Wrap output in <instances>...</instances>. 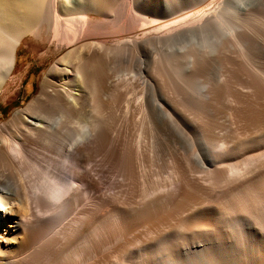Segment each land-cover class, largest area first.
Listing matches in <instances>:
<instances>
[{"label": "bare ground", "instance_id": "bare-ground-1", "mask_svg": "<svg viewBox=\"0 0 264 264\" xmlns=\"http://www.w3.org/2000/svg\"><path fill=\"white\" fill-rule=\"evenodd\" d=\"M207 1L0 0V94L23 42L54 56L39 93L0 123V264H98L176 209L189 212L130 264H264V0L200 12ZM213 102L235 107L244 134L215 132ZM171 135L168 190L145 165Z\"/></svg>", "mask_w": 264, "mask_h": 264}, {"label": "rangeland", "instance_id": "rangeland-1", "mask_svg": "<svg viewBox=\"0 0 264 264\" xmlns=\"http://www.w3.org/2000/svg\"><path fill=\"white\" fill-rule=\"evenodd\" d=\"M218 1L220 0H208L207 1L208 3L201 6L199 11L201 12L202 10L203 11L208 10L210 6L216 4ZM257 18L258 19L256 20H258L257 21L259 23L258 25L261 26V28L259 26L258 27L262 31L264 30V14L263 15L258 14ZM263 32L264 31L260 33ZM134 36H136V34ZM42 51H44V49L39 47L35 41H32L31 43L23 42L20 45L16 59L17 67L15 68V71L13 73V77L16 78L17 82L8 83L7 94L6 95L0 94V123L7 122V120H9V118L16 109L26 107V105L30 102V100L39 93L38 91L40 90L39 83L42 78V75L46 71V69L50 67L54 59V56L42 57V53H43ZM257 60L259 62L258 65L264 69V55L259 57ZM214 65H218V64H214ZM215 69L216 67L213 70ZM130 73H134V70H132ZM147 78L148 76L143 74L138 79L139 82H143L144 79ZM230 84L233 83H227V85ZM172 87L173 85L170 86L167 83L164 84V89L166 91L167 96L171 98L170 101L175 107L179 109L181 108L183 112H186L183 103L179 102L180 99L176 96V94L173 93ZM212 87H213L212 91H215L216 90L215 86ZM195 88L198 90L197 87ZM197 90H194L193 92L195 94H198L199 92ZM212 120L214 121V124L216 126V130H215L216 133H221L223 132V129L226 130L227 128V130H229V133L235 132V133L244 134L245 123L239 118L238 112L235 110V107L232 105L227 107L225 103L213 102ZM173 137L174 135H171L167 138L166 143L167 144L169 143L168 146L170 145L168 149L166 144V148H167L166 152H168L167 153L168 155L165 152L163 156L164 158L160 160H154L153 161L154 163L152 161H149L150 160L149 157L146 160V165H145V169H147L146 173L148 174L149 183L153 185V182L156 181L157 178L160 184L161 185L163 184L164 187L168 190H169V183L171 178V170H170L171 163L169 157L172 154L173 151L172 148L174 146L171 144L176 143L175 141L176 139ZM214 137L219 138L217 134H213L212 138ZM169 140L170 142H168ZM170 150L172 151L170 152ZM156 161L157 164L160 162L161 165L160 164L156 165ZM230 163H233V161H231ZM159 165L161 167H159ZM219 169L223 170L224 167L220 166ZM108 176H109L108 179L109 183H107L105 186L108 188L111 185L112 189H114L113 191L119 190L121 185L118 182L119 178L117 177V175L111 174ZM141 192H142V186L140 182L137 181V183L134 186L133 196L131 198L133 203L135 204L140 203L142 198ZM219 193H220L219 190L213 191L214 196L219 195ZM208 202L209 200L203 199L201 202L194 204L192 208L199 209V207H202V203L204 205L207 204ZM114 205L115 204L110 202V200L105 199V202L103 203V207H102V214L106 216L107 213H110L112 209L115 207ZM76 209L74 210L75 213L78 212V210ZM173 212H171L173 214L170 213L167 219L168 222L166 221L165 224L156 227V229L153 231L154 234L153 233L149 234L148 231L143 226H136L135 229L132 230L131 234L125 240L114 243L110 248H104L103 251L101 252V256H99L98 258V264H115L116 260L117 261L124 260L126 262L125 264L136 263L138 261V256H139V247L143 244V242L149 241L155 238V236L156 237L158 235L160 236V233L168 234L172 232L175 229V227L178 225L179 221L182 218H184L189 211L188 210L181 211L180 209L178 210L176 209ZM3 243L4 242L2 241V244Z\"/></svg>", "mask_w": 264, "mask_h": 264}]
</instances>
